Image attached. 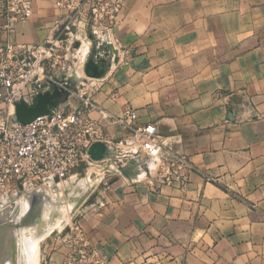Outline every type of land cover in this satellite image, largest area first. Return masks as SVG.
<instances>
[{
    "label": "crops",
    "instance_id": "0c3cea01",
    "mask_svg": "<svg viewBox=\"0 0 264 264\" xmlns=\"http://www.w3.org/2000/svg\"><path fill=\"white\" fill-rule=\"evenodd\" d=\"M63 17L34 0L11 40L44 42ZM115 35L120 59L86 76L87 95L113 114L136 109L194 169L158 190L147 165L106 174L79 208L88 243L109 264H264V0H125ZM104 130L124 165L147 162L119 126ZM60 235L41 245L46 264H63Z\"/></svg>",
    "mask_w": 264,
    "mask_h": 264
},
{
    "label": "built area",
    "instance_id": "2783aa9c",
    "mask_svg": "<svg viewBox=\"0 0 264 264\" xmlns=\"http://www.w3.org/2000/svg\"><path fill=\"white\" fill-rule=\"evenodd\" d=\"M55 6L64 17L56 21L50 38L40 43H14L11 37L16 27L34 15V0H0V194L8 196L19 186L34 190L53 186L91 162L108 166L111 157L95 160L89 153L94 142H111L105 124L119 126L127 134L128 144H137L136 151L147 159L144 165L149 166L147 173L154 189L185 186L194 169L190 160L165 146L156 124H139L132 107L113 114L82 93L74 107L53 106L48 114L27 124L17 119L18 103L34 105L50 85H68L66 74L74 64L72 59L84 56L86 64L92 37L118 49L115 33L125 0H55ZM93 112L98 117H92ZM80 207L71 222L55 234H61L69 247L63 264H109L88 243ZM64 229L67 232L63 234Z\"/></svg>",
    "mask_w": 264,
    "mask_h": 264
},
{
    "label": "rangeland",
    "instance_id": "374dc122",
    "mask_svg": "<svg viewBox=\"0 0 264 264\" xmlns=\"http://www.w3.org/2000/svg\"><path fill=\"white\" fill-rule=\"evenodd\" d=\"M72 60L74 61V64L71 66L69 72H67L66 77L71 76L73 78H76L77 81H79L80 83L78 82L77 84L72 86L69 84V82H67L68 85L65 86V88L59 86L60 88H63V90H61L63 93V96L59 103V106L63 108H71L76 105L77 100L74 98L73 93L81 90V92H84L85 96L87 95V92L85 90V87H86V84H85L86 83L85 82L86 73H85V65H84L85 58L84 56H80L79 59H72ZM46 92H49L51 96L54 95V96H57L58 98V92H56L55 90L50 89ZM132 145L134 146L135 150L138 149V146L136 143ZM115 151H116L115 154L111 157L112 162H110L108 166H105V163L103 162H97V161L91 162L88 166H85L84 168L79 169L77 172L73 173L66 180L58 184H54L53 186H47V187L44 186L43 189H40V190H34L31 187L19 186L15 190H12L11 192H9L8 196H6L4 193H1L0 194V264H2V262L4 264L7 260H9V263L7 261L5 264H17V263L18 264H27V263L30 264L28 260V255H26L25 253L26 249L24 250V247H23L24 243L21 244L22 242L21 239H23L22 237L24 236L25 238L29 236H34L35 238H38L37 250L33 251V253L36 252L35 253L36 263L46 264L42 256V252H41L42 250L41 245L43 241L49 237H52V236L55 237V234L57 232L61 231L68 223L71 222L70 218L73 212L75 211L77 202H80V200L83 198L85 205H88L91 199L97 197L95 193L94 195L92 194V191L97 190V188L100 187V185L104 183L103 179L106 174H110L113 172L117 175L122 174V169L129 165L128 164L129 162L125 165L122 162H120L118 160L119 155L117 154V149H115ZM75 175H78L79 178H82V177L84 179L88 178L87 188L83 192V194L80 195V197L75 196L73 193H70L71 191L70 189L73 187V183L78 181V178H76L74 181L71 180L72 176H75ZM39 192H41L43 195H47V194L51 195V197L55 199L52 201H55L56 205L58 206V209L54 213V216H56L59 212H61L64 217L62 223L60 224L61 225L60 227L56 226V228H53L52 230L48 232L46 229L48 227L46 228H43V227H45L47 223L51 224L54 219L48 220L46 222L45 221L42 222L41 219H39L38 217L40 216L41 212H39L38 215L36 214L35 216L36 219L34 218L35 221H38V223L39 221H41V225H40L41 228L36 229L35 226L31 225V223H33L31 221L33 220V217H34L33 212L34 210H36V206L38 205V201L36 200L35 195L37 193L39 194ZM75 200H76V203L75 205H73ZM28 205H30V207L27 209ZM59 210H62V211H59ZM31 230L34 232L31 233L32 232ZM40 231L43 233H41ZM35 232L38 233V237H36L37 234ZM45 232H47L48 234H45ZM28 249H29V246H28ZM25 255L27 256V258Z\"/></svg>",
    "mask_w": 264,
    "mask_h": 264
},
{
    "label": "water",
    "instance_id": "95a60500",
    "mask_svg": "<svg viewBox=\"0 0 264 264\" xmlns=\"http://www.w3.org/2000/svg\"><path fill=\"white\" fill-rule=\"evenodd\" d=\"M93 40V48L92 53L89 56L86 64H85V73L88 77L101 78L103 77L110 69L112 62H118V49L114 46V44L108 41H99L92 37ZM66 81L69 82L70 85H75L79 81L76 78L71 76L66 77ZM50 89L58 92L57 96L50 95V91L46 92ZM63 88L53 84L50 85L44 92L38 95L37 101L34 105H28L24 102L18 103L16 105V117L17 119L23 123L27 124L33 121L36 117L41 115H46L50 112L51 107L59 106L60 100L62 99ZM89 153L92 158L95 160H101L104 158H110L115 154V149L107 142L98 141L94 142L89 149ZM129 165L122 169V174L127 177L135 176L140 171V166L144 165L145 162L140 159H131L128 163ZM84 203L83 198L80 200L78 206L75 208V211L78 207H80ZM74 213V212H73Z\"/></svg>",
    "mask_w": 264,
    "mask_h": 264
},
{
    "label": "bare ground",
    "instance_id": "6f19581e",
    "mask_svg": "<svg viewBox=\"0 0 264 264\" xmlns=\"http://www.w3.org/2000/svg\"><path fill=\"white\" fill-rule=\"evenodd\" d=\"M89 175V174H88ZM76 178H78V181H76V182H74L73 183V187L70 189L71 191H70V193H73L75 196H79L80 197V195L81 194H83V192L86 190V188H87V185H88V183H87V179L85 178H79V176L78 175H75V176H72V181H74ZM45 193V192H44ZM36 194V193H35ZM71 195V194H70ZM35 197H36V200L38 201V207L36 206V210H34V212H33V214H34V217H33V220L31 221V219H30V221L31 222H33V223H31V225H33V226H35V228L36 229H39V228H41L40 227V225H41V221L43 222V221H48V220H52V219H54L53 220V222L51 223V222H49V223H51V224H48L47 223V225L45 226V227H43V228H46V227H48V228H46L47 229V232L48 231H50V230H52L53 228H56V226H58V227H60L61 225V223H62V221H63V219H64V217H63V215H62V213L61 212H59L56 216H54V213L56 212V210L58 209V206L56 205V203H55V201H52V200H55L54 198H52L51 197V195H49V194H47V195H43L41 192H39V194L37 193L36 195H35ZM77 199V198H76ZM61 202V201H60ZM58 203V202H57ZM75 203H76V200L74 201V203H73V205H75ZM78 204H79V202H77V204H76V207L78 206ZM30 207V205H28V207H27V209ZM60 207H61V205H60ZM74 207V206H73ZM32 209V208H31ZM59 211H62V210H59ZM28 212V211H27ZM39 212H41V214H40V216H38L39 217V219H41V221H39V223H38V221H35V216H36V214L38 215V213ZM73 212V211H72ZM25 217V216H24ZM35 218V219H34ZM67 218V217H66ZM27 219V218H26ZM25 219V220H26ZM43 219V220H42ZM28 220V219H27ZM22 221V220H21ZM29 221V222H30ZM33 226H32V228H33ZM21 229V228H20ZM23 230H25V229H23ZM32 231V230H31ZM5 232V231H4ZM25 232V231H24ZM34 231H32L31 233H33ZM41 232V231H40ZM47 232H45V234H48ZM37 235H36V237H38V233L37 232H35ZM41 233H43V232H41ZM22 235V234H21ZM24 235H26V234H24ZM41 235H43V234H41ZM6 236H7V234H6ZM23 236V235H22ZM23 239H21L22 240V242H21V244H23L24 243V250L26 249V251H25V253H26V255H28V260H29V262H30V264H37L36 263V252L35 253H33V251H35V250H37V246H38V238H35L34 236H29V237H26L25 238V236L24 237H22ZM16 239V238H15ZM29 244V245H28ZM28 246H29V249H28ZM27 249H28V251H27ZM25 255V256H26ZM33 255V256H32ZM26 258H27V256H26ZM6 260V259H5ZM27 260V259H26ZM27 260V261H28ZM3 261H4V259H3ZM8 261V263H9V260H7ZM6 261V262H7ZM26 261V262H27ZM2 262V261H1ZM5 262V263H6ZM4 263V264H5ZM2 264H3V262H2ZM18 264V263H17ZM28 264V263H27Z\"/></svg>",
    "mask_w": 264,
    "mask_h": 264
}]
</instances>
